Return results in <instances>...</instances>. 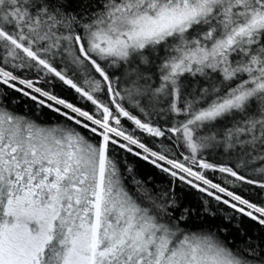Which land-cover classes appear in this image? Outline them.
<instances>
[{
  "label": "snow or ice",
  "instance_id": "1",
  "mask_svg": "<svg viewBox=\"0 0 264 264\" xmlns=\"http://www.w3.org/2000/svg\"><path fill=\"white\" fill-rule=\"evenodd\" d=\"M0 264H264V0H0Z\"/></svg>",
  "mask_w": 264,
  "mask_h": 264
}]
</instances>
